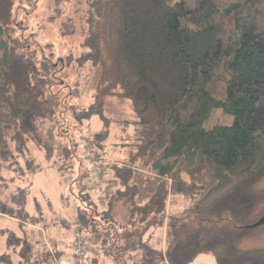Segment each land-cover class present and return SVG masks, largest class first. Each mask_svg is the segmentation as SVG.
<instances>
[{
	"label": "trees",
	"instance_id": "obj_1",
	"mask_svg": "<svg viewBox=\"0 0 264 264\" xmlns=\"http://www.w3.org/2000/svg\"><path fill=\"white\" fill-rule=\"evenodd\" d=\"M16 2L0 0V171L13 160L11 142L19 154L30 142L42 146L38 121L55 115L53 80L73 64L80 70L90 63L96 102L87 117L107 122V101L119 99L131 102L137 120V152L124 168L112 167L123 190L111 201H123L134 228L166 227L169 235L165 252L141 242L140 260L129 261L124 250H111L112 258L192 264L211 255L217 264H264V248H241L264 204V0H90L77 56L62 51L56 63L41 46L50 47L40 20L31 30L35 48L13 35ZM215 111L233 124L207 131ZM108 136L106 128L96 139ZM136 169L159 177L144 205L137 203ZM91 189L99 190L88 181V204L73 196L83 237L82 229L97 222ZM173 198L193 203L185 217L192 228L170 213ZM39 214L27 211L26 190L18 189L11 204L0 201V215L19 221L22 237L8 242L19 264H49L52 250L25 230L47 226Z\"/></svg>",
	"mask_w": 264,
	"mask_h": 264
},
{
	"label": "rangeland",
	"instance_id": "obj_2",
	"mask_svg": "<svg viewBox=\"0 0 264 264\" xmlns=\"http://www.w3.org/2000/svg\"><path fill=\"white\" fill-rule=\"evenodd\" d=\"M89 2L90 0H17V9H15L17 17L15 15L13 21V35L19 39L20 44L25 45L28 42L27 44L35 48L31 30L40 20L41 24L45 26L44 28H47L48 33H45L42 39L44 37L50 47L46 49L43 43L41 46L45 51L47 50L51 62L56 63L59 60H64L65 56L59 54L63 52L73 53L77 56V48L80 47L87 30ZM59 12H62L63 16L59 15ZM36 14L38 16L33 18ZM93 77L94 69L90 63L85 64L80 70L77 69L76 64H73L65 71V74H60L53 80L48 94L54 96L57 102L56 104L54 101L55 115L38 121L42 146L30 142L28 143L29 149L26 148L22 154H19L16 151L15 143H10L13 160L5 162L0 171V201L11 204V199L14 194H17L18 189L26 190L27 211L30 214L42 213L49 223L53 220L57 221V219H71L77 205L73 199L74 195L78 194L86 200L87 204L89 203L84 192V187L88 182L85 179L88 171H94L96 164L102 165L104 161H111V163L102 165V174L104 169L112 171V167L124 168L129 161V159L124 161L125 157L127 158L128 155L131 157L133 153L137 152L138 132L134 125L137 120L130 101L108 100L105 108L107 122L101 121L96 116L87 117L85 112L89 111L96 102ZM232 124L233 118L224 115L221 111H215L205 124V129L210 131L216 127H230ZM106 128L109 129V136L100 142L96 136L103 133ZM89 175L91 177L93 174ZM101 181L106 183V177L101 176ZM141 182V176H134L133 183L140 184ZM157 184V181L149 179L145 189L152 193ZM66 187L74 191L73 195L68 189L66 190ZM258 189H264V183L259 185ZM145 193H142L143 196ZM192 204V202L178 198L171 199L169 202L170 213L179 214L181 224H185L184 228L187 229L192 228L193 225L191 218H185L188 215L187 210L191 208ZM68 205H70V209L67 208ZM110 210H106L103 215L97 217L102 218L101 220L106 219L111 214ZM124 212H120V216L124 215ZM263 214L264 204L255 211V223ZM94 215L91 212V216ZM17 224L12 219L0 217V264H19L18 255L8 246L11 236L22 237V232L17 228ZM59 226L61 228V224ZM88 226L91 230L92 225ZM26 228L28 233L31 232L28 227ZM58 233L56 232L55 236L59 235ZM51 239L52 237L46 232L45 237L41 234L38 240L46 245V243L51 244ZM86 246V262L91 264L95 257L91 253L96 254V252L94 249L91 250L92 248L87 243ZM71 247L73 246L71 245ZM241 248L246 250L264 248V227L249 230ZM67 250L69 251L66 255L70 254L68 256H71L70 258L58 259L55 250H52L53 253L50 257H56L58 264H71L73 250L68 248ZM96 251L100 253L98 258L101 264H118L110 255L111 250ZM137 251L128 250L127 259L129 261L132 259L133 263L140 260L144 252ZM5 256L9 257L5 258Z\"/></svg>",
	"mask_w": 264,
	"mask_h": 264
},
{
	"label": "crops",
	"instance_id": "obj_3",
	"mask_svg": "<svg viewBox=\"0 0 264 264\" xmlns=\"http://www.w3.org/2000/svg\"><path fill=\"white\" fill-rule=\"evenodd\" d=\"M129 159V155L127 158L125 157L124 161H127ZM109 162H103L102 165H108ZM103 178L106 177V183H103L101 186V191L91 189L90 192L91 196V203L92 208L95 209L96 217L98 215H103L106 210H110L111 214L106 219L101 220L102 218L97 217V222H93L91 230L82 229V233L86 239L87 245L92 248L91 250H95L96 254L91 253V255H95V257L92 259L91 264H101L99 261V252L96 250H124L127 252L128 250H139L141 242L142 244L144 242H149V244L156 250H162L165 252L166 246L168 243V232L167 228H150L148 230L139 227L134 228L133 225L128 223L129 215L127 213L126 207L123 203V201H111L113 196L119 192V190H123L121 187L119 181L116 179L114 173L112 174V171L110 170H103ZM141 176L142 182L134 183L135 186H137L139 194L137 197V203L138 205H144L152 193L145 188L147 187L148 180L150 181H159V177L154 175L150 170H140L136 169L135 176ZM151 177V178H148ZM103 180V179H102ZM69 187H66V190ZM143 192L145 193V197L143 196ZM149 195V196H148ZM174 199V198H173ZM76 202V201H75ZM68 209H70V205L67 206ZM124 212V215L120 216V212ZM170 211V207H169ZM80 215V204L77 201V205L75 206L74 210V216L71 217V219H57L53 220L49 223L48 219L45 218L47 226H44L43 224L40 226H32L27 225L30 229V237L32 242H39L43 245L42 241H39L41 234L45 237L46 232L52 237L51 244L46 243L45 246L49 248V250H55L58 256L60 255V260L65 259V257H68L70 254L66 255L67 248L70 250H73L72 245V232L74 230L80 229L76 226V223L78 222V218ZM0 217L4 219H11L6 216L0 215ZM99 218V220H98ZM16 224L19 223V221L12 219ZM59 221V222H58ZM64 223V225H63ZM72 223L71 229L68 231L66 230V225ZM53 224V226H52ZM61 224V228L59 226ZM57 226V227H56ZM63 227V228H62ZM17 228L18 224H17ZM56 228H58L56 230ZM27 229V228H26ZM52 230V231H50ZM59 231V233H58ZM54 232V234H53ZM58 233L59 235L55 236V233ZM94 245V246H93ZM70 246V247H68ZM107 252V251H106ZM111 253V252H109ZM71 257V256H70ZM68 257V258H70ZM114 259V258H113ZM69 260V259H68ZM217 264L215 261V258L211 255H200L198 256L195 261L192 264Z\"/></svg>",
	"mask_w": 264,
	"mask_h": 264
},
{
	"label": "built area",
	"instance_id": "obj_4",
	"mask_svg": "<svg viewBox=\"0 0 264 264\" xmlns=\"http://www.w3.org/2000/svg\"><path fill=\"white\" fill-rule=\"evenodd\" d=\"M96 164V163H95ZM96 164L95 171L93 175L89 178V182L93 184L94 187L101 189L102 181V165ZM72 246H73V255L71 264H86L87 260V251H86V241L85 238L80 234L78 229L74 230L72 235ZM53 253V252H52ZM49 264H58L56 257L52 256L49 260ZM166 264H168L166 262Z\"/></svg>",
	"mask_w": 264,
	"mask_h": 264
},
{
	"label": "water",
	"instance_id": "obj_5",
	"mask_svg": "<svg viewBox=\"0 0 264 264\" xmlns=\"http://www.w3.org/2000/svg\"><path fill=\"white\" fill-rule=\"evenodd\" d=\"M251 228H258V227H264V216L259 219L257 223L254 225L250 226Z\"/></svg>",
	"mask_w": 264,
	"mask_h": 264
}]
</instances>
